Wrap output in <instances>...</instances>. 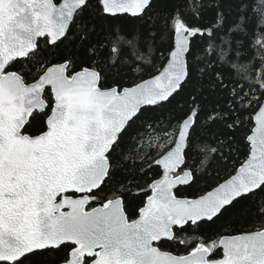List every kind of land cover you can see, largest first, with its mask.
Masks as SVG:
<instances>
[{
	"label": "snow or ice",
	"instance_id": "snow-or-ice-1",
	"mask_svg": "<svg viewBox=\"0 0 264 264\" xmlns=\"http://www.w3.org/2000/svg\"><path fill=\"white\" fill-rule=\"evenodd\" d=\"M0 264H264V0H0Z\"/></svg>",
	"mask_w": 264,
	"mask_h": 264
}]
</instances>
